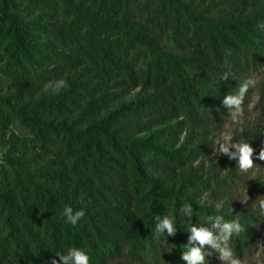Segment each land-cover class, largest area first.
<instances>
[{"label": "trees", "instance_id": "1", "mask_svg": "<svg viewBox=\"0 0 264 264\" xmlns=\"http://www.w3.org/2000/svg\"><path fill=\"white\" fill-rule=\"evenodd\" d=\"M201 3L0 0V264H239L264 249V181L239 164L263 166L264 147L222 174L205 143L254 78L264 118V0Z\"/></svg>", "mask_w": 264, "mask_h": 264}, {"label": "rangeland", "instance_id": "2", "mask_svg": "<svg viewBox=\"0 0 264 264\" xmlns=\"http://www.w3.org/2000/svg\"><path fill=\"white\" fill-rule=\"evenodd\" d=\"M201 1V5L206 6L211 0H196ZM215 2L219 0H213ZM258 84L259 79L254 78L253 86L255 88L252 97L249 100L247 109L242 113H236L231 118L226 120L221 126L216 129L206 132L205 143H207L206 152L208 158L217 164L216 170L222 174L227 173L232 165L234 158L238 155L245 154L247 152L261 149L264 147V139H252L247 137V133L257 127H264V118H262L257 109L255 108L258 102ZM257 88V89H256ZM137 91L132 92V95ZM11 133L18 137H26L27 131L22 128L18 123L12 125L10 129ZM185 133H182L180 140L184 137ZM0 152V163H1ZM203 158L194 163V166L199 164ZM242 164L243 178L245 180H259L264 181V165H253L252 167H245ZM206 165V163H205ZM246 198H243V202ZM243 204V203H242ZM264 239V235H263ZM109 264H132L126 259L116 260ZM216 264H236L230 258H221ZM239 264H264V249L257 248L253 253L244 258Z\"/></svg>", "mask_w": 264, "mask_h": 264}]
</instances>
